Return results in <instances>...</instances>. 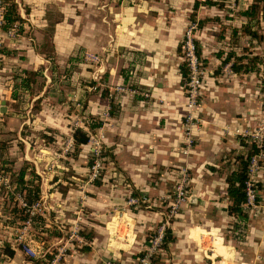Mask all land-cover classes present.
I'll return each instance as SVG.
<instances>
[{
	"label": "crops",
	"instance_id": "crops-1",
	"mask_svg": "<svg viewBox=\"0 0 264 264\" xmlns=\"http://www.w3.org/2000/svg\"><path fill=\"white\" fill-rule=\"evenodd\" d=\"M15 1L22 17L17 29L20 33H16L21 36L17 38L21 42L12 39L3 46L8 52L0 51L1 57L6 54L12 59L10 66L13 69L18 67L15 64L21 69H41L47 76L45 82L52 81L53 75L46 73L51 56L36 49V42L49 35L55 62L59 66H73L70 80L74 76L76 80L102 76L110 85L130 83L149 91L147 97L124 93L103 95L99 90L86 93L84 89L79 91L78 86L67 92L69 98L82 99L89 115L98 117L100 114L99 119L103 120L100 127L106 130L107 155L117 170L119 182L129 184L136 192L148 190L152 172L185 161L186 156L180 150L181 119L185 108L180 72L182 18L171 10L183 6L187 0ZM26 38L31 40L30 43L24 40ZM198 44L201 48L199 41ZM14 49L20 54H13ZM86 53L98 55L99 60L89 63L84 59ZM226 53L220 50L202 58L217 67L220 58L224 64L222 60ZM46 83L32 98L37 99L43 94ZM6 85L0 86V110L6 100H16L14 84L8 82ZM203 93L205 106L201 116L205 121L189 155L192 195L172 227L174 239L168 245L164 261L167 264H264V250L260 259L253 245L236 244L235 252L236 248L229 246L216 232V219L228 213V195L224 187L226 174L236 167L235 155L246 146L237 136L220 131L215 125L243 120L246 114L253 112L256 95L240 83L219 84L215 75L206 78ZM110 99L118 104L115 114L109 112ZM6 105L3 113H8L9 106ZM103 110H107L105 117L101 116ZM224 164L228 170L222 169ZM230 164L233 168H229ZM160 187L163 188L157 186ZM159 212L155 209L147 214L146 226L159 219ZM249 223L248 215V226ZM93 227H89V242L71 250L59 264H132L134 253L143 249L134 243L133 235L119 240L106 227ZM83 228L87 230L88 227L84 225ZM260 228L262 236L258 245L264 248V212L257 225H252L253 230ZM6 243L14 253L10 256L1 252L5 257L0 264H32L31 256L25 257L20 247L13 242ZM130 249L138 251L129 254Z\"/></svg>",
	"mask_w": 264,
	"mask_h": 264
},
{
	"label": "rangeland",
	"instance_id": "rangeland-1",
	"mask_svg": "<svg viewBox=\"0 0 264 264\" xmlns=\"http://www.w3.org/2000/svg\"><path fill=\"white\" fill-rule=\"evenodd\" d=\"M191 1L193 0H187L183 6H175L171 10L182 18L181 41L185 33L194 24L190 17L192 12ZM249 1L238 0L233 8L228 5L230 2L228 0L227 5L221 9L215 5L200 6L196 11V19L200 17L209 18L206 19L204 26L193 28L192 37L200 42L203 57L207 54L214 55L217 51H228L229 49L240 53L247 47L249 51L259 54L264 59V20L260 19L258 22L251 23L253 29L261 34L259 39L243 34L231 38L230 27L221 30L220 21L214 18L218 14L226 26H240L244 17L238 15V10L245 7ZM224 15H230L228 17L231 18H225ZM16 31L20 33L19 30ZM0 32V51L5 49L3 46L10 43L12 39L14 42H21L17 39L21 37L20 35L16 34L9 37L2 29ZM24 40L27 43L31 41L27 38ZM50 44V37L47 35L36 42V49L45 51L48 56H51L49 59L50 66L46 73L53 75L52 81L46 83L47 76L41 69H36L40 71V74L36 76L35 81L31 82V89L17 87L16 100H6L3 102V109L0 110V163L4 167V170L0 172V220H2L0 223V244L13 242L15 246L23 250L25 257L43 256L45 252L49 251L53 253V257L47 264H59L71 250L89 242L87 233L90 230L89 227L94 228L93 226L102 225L106 227L108 232L112 231V234H116V238L119 240H126L129 235H133L134 243L143 247L142 250L146 247L143 241L146 240L148 228L155 231L166 218L169 219L167 223L171 227H175L178 217L184 211V203L192 195L189 155L196 142V135L205 121L201 116L205 106L203 89L209 75H215L219 84L240 83L245 89L253 91V94L256 95L252 113L246 114L243 120L235 119V122L216 123L215 127L225 133L229 131L239 139H246L250 145L251 143L259 145L257 142L264 135V61L259 73L255 71L249 73L233 72L228 65L221 64V58L217 60V67H212L209 62L200 61L199 68L203 70L200 83L195 87L190 86L186 82V78L183 84L185 108L181 119L182 142L180 143V150L186 156L185 161L177 165L165 166L161 170L154 169L155 171L150 175L148 190L138 191V194L134 195V189L129 184L118 181L117 170L110 158L108 156L104 158V153L108 152L105 145L106 130L102 126L90 130L87 126L89 122L99 119L100 114L98 117L89 115L84 110L82 99L79 97L77 99L69 98L67 92L74 86H78L76 88H79V91L84 89L86 93L107 89L108 95L112 93L111 96L115 93H124L127 95L140 94L147 97L149 91L130 83L110 85L102 76L96 79L80 78L77 80L74 76L73 80H70L73 66L70 64L59 66L55 62V55L50 50ZM14 50L13 54H20L16 49ZM185 52V44H183L180 51L181 61L185 60ZM248 54L249 56L252 55ZM16 58L18 59V57ZM84 59L89 63L96 62L87 58ZM11 62L12 59L6 54L3 57L0 54V84L4 87L7 86L8 82H12L14 85L18 83L22 73L20 65L15 64L18 67L13 69V66H10ZM72 81L74 83H71ZM39 83H42L41 88L38 87ZM45 83L47 87L43 94L37 99L36 97L32 98L40 92ZM117 85L136 88L138 92H122L116 89ZM191 90L192 95L190 94ZM6 104H8L9 110L8 113H3V110L7 108ZM38 110L40 111L38 112ZM101 114L102 117H105L107 115L106 110L101 111ZM76 125L88 129L91 139L85 145H81L78 155L74 156V143L71 142L70 137ZM184 151L186 152L184 153ZM90 155H93L91 164L95 163V167L91 164L87 165ZM23 166H25L26 172L34 169L39 174L41 189L40 197L37 202L34 201L35 206L30 211L29 219L24 220L18 218L21 212L14 213L11 210L15 202L18 207H22L17 196L19 191L14 190L15 183L11 174L13 173L15 178ZM225 166L227 164L221 166L222 169L228 170ZM230 166L233 168L231 164L229 168ZM6 167L9 169H5ZM157 174H159V179H157ZM250 174L252 187H255L256 183H261L259 186L261 197L258 202H251L250 206L247 207L249 226L246 224L242 229L234 228L235 218L225 213L227 214L225 219H222L225 214L216 219L218 224L216 232L229 246L236 248L235 252L238 249L236 244L255 246L256 255L259 256L260 254V259L264 250L258 245V240L262 236V229L253 230L252 225H257L264 212V161L254 162L251 165ZM28 176H30L29 173L25 175V177ZM96 180H99V183ZM158 185L163 188H157ZM10 194L14 198H10ZM155 209L160 211V217L148 227L146 226L147 214ZM164 216L166 217L164 218ZM12 219L15 221H10ZM84 225L88 227L87 230L83 228ZM45 226L49 227L51 231L45 230ZM54 231H61L62 235L55 236L52 234ZM251 231L255 232L251 234ZM36 238L38 241L35 240ZM100 247L104 248L103 245ZM136 251L138 250L130 249L129 254ZM1 252L3 251L0 250ZM4 257V254H0V262H3ZM138 258H133L132 264H138Z\"/></svg>",
	"mask_w": 264,
	"mask_h": 264
},
{
	"label": "trees",
	"instance_id": "trees-1",
	"mask_svg": "<svg viewBox=\"0 0 264 264\" xmlns=\"http://www.w3.org/2000/svg\"><path fill=\"white\" fill-rule=\"evenodd\" d=\"M227 0H194L192 5V12L190 14L192 19H195L196 10L201 5H215L218 8H224L226 6ZM3 22L1 29L3 31H7L10 27L14 25L16 22H21L22 17L18 10V4L15 0H4L3 5ZM238 15H241L244 17L243 22L240 26L236 25H230L226 26L224 21H222V18L220 15H215V19L220 21V24L222 26L221 30L226 29L227 27H230L231 37L236 38L239 34L248 35L250 37L258 38L261 37V34L258 33L256 29H253L251 23L258 22L260 19L264 20V0H250L248 4L240 8L238 10ZM230 15H224L226 18ZM209 17H200L197 20L198 26H202L206 19ZM196 43V53L200 57L202 61H205V58H202L201 56V48L198 44V40L195 39ZM181 47V45H180ZM179 47V48H180ZM249 48L245 47L242 52L237 54L233 50H229L226 53V56L222 60V62H226L230 60V58H233V61H231V67L234 71L237 72H247L249 70H254L258 72L260 70V64L264 61L262 56H260L257 53H253L251 56H249L248 53H251V51L248 50ZM3 52L7 53L8 50L2 49ZM22 73L19 76L18 83H15L14 88L15 92L13 93L14 97L17 95L16 90L17 87H24L31 89V82L35 81V78L38 74H40L38 70L34 69H27L23 68ZM180 72H181V79L182 82L185 81V79L188 76V67L186 64V61L183 60L180 63ZM264 81V80H263ZM93 82V81H91ZM42 83H39L38 87L41 88ZM101 93L104 95H108L107 89H102ZM110 114H115V109L118 107L117 102H115L113 99H110ZM102 119H96L89 124H87L88 128L91 130H94V128L100 126L102 124ZM89 130L84 129L81 126H75L72 131V135L74 138V156H77L79 153V150L81 148V145H85L89 139ZM242 144L246 146V148L238 152L235 155L236 160V167L231 169L225 177V189L228 195V205L227 210L229 214H232L235 217V221L233 222L234 228H240L242 229L243 226L247 224L248 220V209L244 207V203L246 202L247 194H246V182L247 179H249V162L250 158L253 154L258 152H263L264 154V139L259 145H256L255 143H250L246 141V139L242 138L240 139ZM108 152L104 153V158H106L108 155ZM93 159V155H90L89 159L87 160V165H90ZM264 161V156H263ZM9 169V167H6L5 169ZM4 170L3 164L0 163V172ZM29 173L30 176L25 177V175ZM13 177L14 190L19 191V193L23 194L24 200L26 202L25 206L18 207L17 203L15 202V205L11 209L12 212L20 213L18 218L26 219L29 217V211L27 208L29 205H31L34 201H36L40 197V185H39V174L34 170L31 169L28 172H26L25 166L21 167L18 171V173L14 175L11 174ZM96 182L99 183V180H96ZM261 183H256V186L254 187L259 191ZM259 193V192H258ZM133 194H137L136 190L133 192ZM10 198H14L12 194H10ZM256 200L258 201L260 199L259 194H256ZM34 218V216H33ZM32 218V219H33ZM16 219V218H15ZM15 219H12L10 221L14 222ZM45 230H50L49 227L45 226ZM51 231V230H50ZM156 231V230H155ZM154 229H149L146 235V241H149V239L152 237V235L155 233ZM52 234L55 236H61V231H54ZM87 236L91 237V232L87 233ZM174 235H173V229L171 226H166L164 228V233L162 237L161 246L163 247L164 251H154L150 255V264H167L166 261H164L165 256L164 253L168 250V245L171 241H173ZM0 249L7 255H12L14 253V250L11 246H9L8 243H5L0 245ZM164 252V253H163ZM145 253V250H140L137 253H134L135 257H140ZM53 257V253L47 251L44 253L43 256H37V257H30L32 260V264H47L49 260Z\"/></svg>",
	"mask_w": 264,
	"mask_h": 264
},
{
	"label": "built area",
	"instance_id": "built-area-1",
	"mask_svg": "<svg viewBox=\"0 0 264 264\" xmlns=\"http://www.w3.org/2000/svg\"><path fill=\"white\" fill-rule=\"evenodd\" d=\"M228 1H230V2H228L229 3L228 5H230L231 8H233V6L238 3V0H228ZM3 5H4V0H0V29H1V26H2V22H3V7H4ZM226 5H227V2H226ZM198 19H196V18L195 19H191L192 21H194V24L185 33V35L183 37V40L181 41V46L183 44H185V49H186L185 61H186L187 67H188V77L186 79V82L190 86H193V87H195L196 85H198L200 83L201 73L203 72V70L199 68V62L202 61V60L200 59V57L196 53V43H195V39H193V37H192L193 28L195 26H198V24H197V20ZM19 25H20V22H16V23H14V25L12 27H10L7 31H5L7 36L10 37L11 35H15L17 33L16 30L18 29ZM0 34H1V32H0ZM85 58H87L89 60H92V61H98L99 60V56L94 54V53H86L85 54ZM261 64H260V67H261ZM224 65H228L229 68L233 72H236L231 67V60H228V61L224 62ZM250 71H254V70H249L248 72H250ZM258 73H259V71H258ZM116 89L119 90V91H122V92H124V91H130L132 93L138 92V90L136 88H130V87H127V86H124V85H117ZM111 94L112 93H109V95H111ZM190 94L192 95V90L190 91ZM106 114H107V110H106ZM76 126H80V125H76ZM243 134H245V133H243ZM90 139H91V134H89V139H88L87 142H89ZM260 139L261 140L259 142H257L259 144L264 139V135H262ZM70 140H71V142L74 143L73 135L70 137ZM263 156H264L263 152L260 151L258 153L253 154L251 156V158H250V162H249V179H247V182H246L247 198H246V202L244 203V207H246V209H247L248 206H250L251 202H253V203L258 202L255 197H256V194H259L258 193L259 191L251 186L252 178H251L250 170H251V165L254 162H256L258 160H262L263 161ZM94 164L95 163L91 164V166L95 167ZM17 196H18L19 203H21L22 206H25L26 202L24 200L23 194L18 193ZM134 198H135V196H134ZM37 200H36V202H37ZM34 206L35 205H34V202H33L27 208V210L29 211V214H30V211L32 210V208ZM165 217L166 216H164V218ZM26 219H29V217L26 218ZM167 220L169 221V219L166 218L165 221L160 226L157 227L154 236L151 239H149V241L146 242V247L144 249L145 253L138 258L139 259L138 264H150V255L154 251H157V250L158 251H163V247L161 246V242H162V237H163V233H164V228L166 226H170V224L167 223ZM29 250H32V249L29 248Z\"/></svg>",
	"mask_w": 264,
	"mask_h": 264
},
{
	"label": "water",
	"instance_id": "water-1",
	"mask_svg": "<svg viewBox=\"0 0 264 264\" xmlns=\"http://www.w3.org/2000/svg\"><path fill=\"white\" fill-rule=\"evenodd\" d=\"M4 106V105H3Z\"/></svg>",
	"mask_w": 264,
	"mask_h": 264
}]
</instances>
